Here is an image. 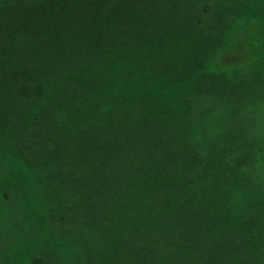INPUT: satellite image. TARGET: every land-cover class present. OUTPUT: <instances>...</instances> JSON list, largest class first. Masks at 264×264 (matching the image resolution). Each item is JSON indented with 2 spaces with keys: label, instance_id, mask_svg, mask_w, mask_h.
I'll list each match as a JSON object with an SVG mask.
<instances>
[{
  "label": "trees",
  "instance_id": "obj_1",
  "mask_svg": "<svg viewBox=\"0 0 264 264\" xmlns=\"http://www.w3.org/2000/svg\"><path fill=\"white\" fill-rule=\"evenodd\" d=\"M122 27L67 48L0 129V264H264L261 24L216 33L181 75L185 42Z\"/></svg>",
  "mask_w": 264,
  "mask_h": 264
},
{
  "label": "rangeland",
  "instance_id": "obj_2",
  "mask_svg": "<svg viewBox=\"0 0 264 264\" xmlns=\"http://www.w3.org/2000/svg\"><path fill=\"white\" fill-rule=\"evenodd\" d=\"M230 2L220 6L217 0H0V129L15 117L23 100L39 93L42 76L64 63L65 50L88 40L85 34L91 38L89 45L108 49L105 36L111 35L113 21L128 24L119 30L130 41L155 40L161 45L166 34L185 42L188 53L173 63L178 75L190 74L189 66L203 67V57L215 51L214 35L224 34L229 26L259 22L264 39V0H251V10ZM4 208L0 204V211ZM57 225L64 237L82 227L72 219ZM136 250L129 253L135 263L145 259L136 257ZM41 257V264H51V257Z\"/></svg>",
  "mask_w": 264,
  "mask_h": 264
}]
</instances>
